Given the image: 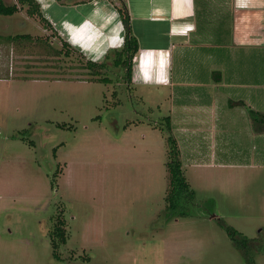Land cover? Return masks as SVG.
I'll return each mask as SVG.
<instances>
[{"label": "rangeland", "instance_id": "1", "mask_svg": "<svg viewBox=\"0 0 264 264\" xmlns=\"http://www.w3.org/2000/svg\"><path fill=\"white\" fill-rule=\"evenodd\" d=\"M2 1L16 12L0 16V264H246L224 226L252 240L250 260L264 264V166H251L249 159L259 160L260 144L252 149L245 142L237 113L225 127L228 137L217 157L227 165L186 164L182 176L194 198L183 192L169 210L167 138L172 136L166 118L175 94L162 86L169 75L166 63L144 67L154 51L138 50L129 83L111 58L105 60L122 46L121 2L85 3L80 9L87 14L79 19V9L63 15L51 10L55 0H35L54 23L55 36L17 0ZM175 1L181 8L183 0ZM252 1L264 6V0H236L246 9ZM244 14L238 12L236 22L245 20ZM160 25L136 20L132 33L141 47L166 48L168 26ZM202 25L204 20L192 40L209 35L211 43L228 46L226 32L221 38ZM155 28L158 37L150 32ZM243 28L237 25L235 42L250 46L245 52L256 58L261 78L264 27ZM16 36L29 39L11 40ZM192 43L198 57L207 51L210 58L218 56L213 44L200 50L203 42ZM61 48L67 57H51L52 49ZM213 59L188 63L198 82H213L203 90L219 80ZM87 60L106 66L97 76L88 75L80 68ZM244 147L245 163L236 154Z\"/></svg>", "mask_w": 264, "mask_h": 264}, {"label": "crops", "instance_id": "2", "mask_svg": "<svg viewBox=\"0 0 264 264\" xmlns=\"http://www.w3.org/2000/svg\"><path fill=\"white\" fill-rule=\"evenodd\" d=\"M90 1L93 0H55L51 10L63 12L64 15L79 9L80 12L77 15L80 19L87 14L80 8ZM119 2L127 7L132 32H134L133 24L136 20L158 25L165 23L168 26V29L165 30L168 37L166 48L141 47L139 42L138 47L139 50L155 52L152 56H147L148 65L144 67L151 68L155 65L156 68H161L166 63L169 75L161 81H163L162 86L170 88V91L174 90L175 94H170V99L174 95L175 104H173L168 118L171 126L170 133L178 148L181 169L194 160H199L200 163L210 161V164L213 162L215 165L223 167L227 165L222 162L218 163L217 157L221 154L220 149L224 148L221 145L222 139L225 136L228 137L225 127L232 124L234 113H237L235 121L240 122L239 124H242L247 131L244 137L245 142L252 149H256L253 144H260L259 160L254 154L255 159H249V161H254L251 166H264V130H255L246 112L248 108L251 111L264 114V107H261V102H264V75L261 78L256 75L260 68L256 58L248 59L245 49L250 46L244 45L242 42L238 44L235 42L237 32H239L237 31L238 24L244 27L241 29L242 32L261 31V28L264 27V6L252 1L249 3L250 6H247L249 9H246V3L244 6L241 4L238 7L236 0H183L181 8L177 6L175 0H119ZM91 5L88 4L87 11ZM243 7L245 8L243 9ZM238 12H244V16H246V19L239 23L236 22ZM43 16L54 25L47 14ZM201 20L205 21V25L202 26L215 32L218 37L222 36V32H229L228 46L219 45L214 41L211 43L209 35L204 36L205 39L201 40L197 38L199 34H195L197 39L192 40L191 36L200 28L198 22ZM185 23L188 28L181 31V25ZM260 26L261 28H258ZM150 32H155L154 37L159 36L156 28ZM174 36L178 38H174ZM192 42L198 44L203 42L202 46H198L200 50L206 48V43L213 44L212 50L215 54L218 51V56H214V59L210 58L209 55L212 53L207 51L204 58L198 57V54L195 55L193 51V47L197 46ZM118 43H122V38ZM233 46L238 47L239 51L238 49L233 50ZM156 51H158V57L155 56ZM163 54H165L164 57ZM212 59H216L218 62L216 67L220 72L219 80L214 84V88L203 90L202 86L213 85V82L206 79L198 82L190 75L188 63L198 61V64L205 60L211 62ZM212 66L214 68V65ZM167 78L168 82L166 83ZM257 95H260L259 100L262 101H258ZM254 97H256L255 100ZM246 148L248 147L243 148L245 149L243 154L240 150L236 151L237 155H243V163L246 162L247 156L244 153L249 151ZM250 155L252 154L249 153L248 158ZM242 162L240 164H243Z\"/></svg>", "mask_w": 264, "mask_h": 264}, {"label": "trees", "instance_id": "3", "mask_svg": "<svg viewBox=\"0 0 264 264\" xmlns=\"http://www.w3.org/2000/svg\"><path fill=\"white\" fill-rule=\"evenodd\" d=\"M60 1V0H57ZM17 3L21 7L27 8V14L29 16H36L39 18V20L43 21L47 26L50 28H53L51 23L43 16L42 11L40 9V5L35 0H17ZM119 9V16L121 19V23L123 26L124 36L122 37V46L118 49H115L110 56H106L105 60H108L111 58V63L114 68H119L123 72V79L126 80V83H129L132 79V62L139 50L138 47V41L136 37L132 33L131 29V23H130V16L127 10V7L125 4L121 2ZM16 12L15 6H7L3 3L2 0H0V16L5 17H11ZM55 31V30H54ZM55 36V32H51ZM229 35V32H226ZM7 40H10L11 38H6ZM21 40V39H29L26 36H16L12 38L11 40ZM37 41V40H36ZM40 44H46L43 40H38ZM50 45V44H46ZM63 46H67L68 49L71 50L70 46L63 41ZM53 50V53L50 54L51 57H57L61 53L64 56H68L69 52L65 50V52H62V48L60 50ZM48 54L50 52H47ZM105 61L102 63H95L92 61H86L84 66H80V68H84L87 70L88 75H94L97 76L101 69L105 68ZM102 82L107 83L106 80H102ZM250 116V120L254 125L255 130L257 131H263L264 130V114H260L255 111H249L248 112ZM167 121V130H169V119L166 118ZM167 156H168V163H167V169H168V190H167V196H166V202H167V208L169 210H173L177 207V201L180 199L181 193H187L188 200L194 198V193L190 190L189 185L185 182L183 176H182V170H181V162L179 159V152L176 145L175 140L172 137L167 138ZM172 218V214H170L169 219ZM216 218V217H215ZM224 229L226 233L228 234L230 241L232 243V246L238 250L245 263L246 264H252L250 253L252 252V248L254 247V242L232 228H229L227 226H224ZM58 236H62L61 233H58ZM61 242L65 243L64 237L62 236ZM53 247H56V244H53ZM55 256H57L55 254Z\"/></svg>", "mask_w": 264, "mask_h": 264}, {"label": "built area", "instance_id": "4", "mask_svg": "<svg viewBox=\"0 0 264 264\" xmlns=\"http://www.w3.org/2000/svg\"><path fill=\"white\" fill-rule=\"evenodd\" d=\"M144 53H146V51H144ZM141 56H142V57L144 56V55H143V52H142V55H141ZM140 61H141V58L138 60V62H140Z\"/></svg>", "mask_w": 264, "mask_h": 264}, {"label": "flooded vegetation", "instance_id": "5", "mask_svg": "<svg viewBox=\"0 0 264 264\" xmlns=\"http://www.w3.org/2000/svg\"><path fill=\"white\" fill-rule=\"evenodd\" d=\"M136 58H137V57L134 58V61H135ZM137 62H138V61H137ZM124 81H125V83H126V80H124Z\"/></svg>", "mask_w": 264, "mask_h": 264}, {"label": "water", "instance_id": "6", "mask_svg": "<svg viewBox=\"0 0 264 264\" xmlns=\"http://www.w3.org/2000/svg\"><path fill=\"white\" fill-rule=\"evenodd\" d=\"M215 216L213 215V216H210V218L212 219V218H214Z\"/></svg>", "mask_w": 264, "mask_h": 264}, {"label": "clouds", "instance_id": "7", "mask_svg": "<svg viewBox=\"0 0 264 264\" xmlns=\"http://www.w3.org/2000/svg\"><path fill=\"white\" fill-rule=\"evenodd\" d=\"M142 62H143V59H142ZM144 63V62H143ZM145 66V65H144Z\"/></svg>", "mask_w": 264, "mask_h": 264}]
</instances>
